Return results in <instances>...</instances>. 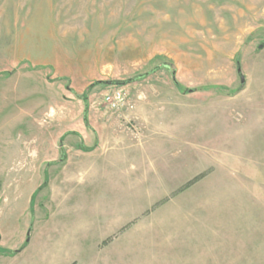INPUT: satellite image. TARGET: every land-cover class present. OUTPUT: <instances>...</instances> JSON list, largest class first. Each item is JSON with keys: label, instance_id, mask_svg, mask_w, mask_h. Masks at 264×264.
Segmentation results:
<instances>
[{"label": "rangeland", "instance_id": "1", "mask_svg": "<svg viewBox=\"0 0 264 264\" xmlns=\"http://www.w3.org/2000/svg\"><path fill=\"white\" fill-rule=\"evenodd\" d=\"M261 99L264 0H0V264H264Z\"/></svg>", "mask_w": 264, "mask_h": 264}, {"label": "crops", "instance_id": "2", "mask_svg": "<svg viewBox=\"0 0 264 264\" xmlns=\"http://www.w3.org/2000/svg\"><path fill=\"white\" fill-rule=\"evenodd\" d=\"M258 106L260 119L246 118V108L239 106L236 112L241 113L240 119L230 120V145L234 152L228 160L234 176H264V99Z\"/></svg>", "mask_w": 264, "mask_h": 264}, {"label": "built area", "instance_id": "3", "mask_svg": "<svg viewBox=\"0 0 264 264\" xmlns=\"http://www.w3.org/2000/svg\"><path fill=\"white\" fill-rule=\"evenodd\" d=\"M104 104L106 108L113 111L120 110L127 106L123 94L118 91L106 95L104 97Z\"/></svg>", "mask_w": 264, "mask_h": 264}, {"label": "trees", "instance_id": "4", "mask_svg": "<svg viewBox=\"0 0 264 264\" xmlns=\"http://www.w3.org/2000/svg\"><path fill=\"white\" fill-rule=\"evenodd\" d=\"M162 67L165 68V69H167V70H169V71L171 72V79H172L174 85H175V86H178V83H177V82L175 81V79H174V70H171L170 67L167 66V65H164V66H162ZM158 69H159V67L156 68L155 70H158ZM149 74H150V73H146V74H143V75H138V76L134 77L133 79H130L129 81H127V83H128V82H133V81L142 80V79H144L145 77H147ZM97 84H101V83H97ZM190 91H192V90H188L187 92H190ZM87 93H88V90H87ZM79 98H81L82 100L85 99V97H83V96H82V97H79ZM83 121H84V125H85V127L88 128V129L90 130V127H89V125H88V122H87V118H86V114H85V112H84V115H83Z\"/></svg>", "mask_w": 264, "mask_h": 264}, {"label": "water", "instance_id": "5", "mask_svg": "<svg viewBox=\"0 0 264 264\" xmlns=\"http://www.w3.org/2000/svg\"><path fill=\"white\" fill-rule=\"evenodd\" d=\"M237 72H238V74L240 75V82H241V83H244V77H243V75L241 74V70H240L239 67L237 68ZM107 84H111V83L108 82ZM190 92H192V91H190ZM28 235H29V232L27 233V237H28Z\"/></svg>", "mask_w": 264, "mask_h": 264}]
</instances>
